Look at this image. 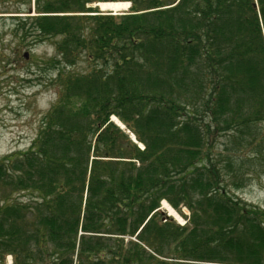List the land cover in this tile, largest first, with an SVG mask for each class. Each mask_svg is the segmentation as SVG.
I'll list each match as a JSON object with an SVG mask.
<instances>
[{"label": "trees", "instance_id": "trees-1", "mask_svg": "<svg viewBox=\"0 0 264 264\" xmlns=\"http://www.w3.org/2000/svg\"><path fill=\"white\" fill-rule=\"evenodd\" d=\"M34 6L13 20L52 41L56 99L0 156V264H264V209L237 195L264 150V0Z\"/></svg>", "mask_w": 264, "mask_h": 264}, {"label": "rangeland", "instance_id": "rangeland-1", "mask_svg": "<svg viewBox=\"0 0 264 264\" xmlns=\"http://www.w3.org/2000/svg\"><path fill=\"white\" fill-rule=\"evenodd\" d=\"M89 6L97 7L95 2ZM34 7V0H0V156L25 149L29 145L35 137L42 115L56 99L57 87L53 84L55 73L48 70V63H45L54 54L52 41L33 43V30L31 34L27 31L21 38L19 33L22 31L16 30V22L13 20V12H21L19 16L25 17L24 12L29 9L27 15H36ZM85 66L83 62L77 68L81 70ZM110 121L124 127L113 116ZM217 141H220L215 146L217 153L226 156L222 140L218 138ZM243 153L238 156L245 161L247 156ZM262 155L250 168V176L245 179L244 186L237 191V195L264 209V150ZM181 210L183 213L184 207ZM174 212L180 217L174 221L178 225L182 224L186 218ZM160 213L163 217L168 215L162 207ZM4 264H12L11 258L6 257Z\"/></svg>", "mask_w": 264, "mask_h": 264}, {"label": "bare ground", "instance_id": "bare-ground-1", "mask_svg": "<svg viewBox=\"0 0 264 264\" xmlns=\"http://www.w3.org/2000/svg\"><path fill=\"white\" fill-rule=\"evenodd\" d=\"M99 7L102 11H114V12H123L126 11L129 7L127 2H115V3H99ZM163 209L167 211L168 215L180 219V217L166 204L163 203Z\"/></svg>", "mask_w": 264, "mask_h": 264}, {"label": "water", "instance_id": "water-1", "mask_svg": "<svg viewBox=\"0 0 264 264\" xmlns=\"http://www.w3.org/2000/svg\"><path fill=\"white\" fill-rule=\"evenodd\" d=\"M26 54H27V53L24 54L25 57L27 56Z\"/></svg>", "mask_w": 264, "mask_h": 264}]
</instances>
